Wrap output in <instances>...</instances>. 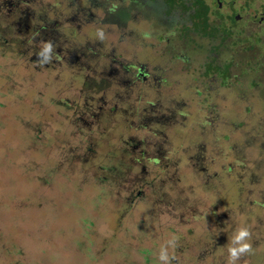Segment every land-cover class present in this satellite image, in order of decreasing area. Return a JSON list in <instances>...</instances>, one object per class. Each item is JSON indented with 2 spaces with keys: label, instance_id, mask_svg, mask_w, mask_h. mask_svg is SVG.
Instances as JSON below:
<instances>
[{
  "label": "rangeland",
  "instance_id": "1",
  "mask_svg": "<svg viewBox=\"0 0 264 264\" xmlns=\"http://www.w3.org/2000/svg\"><path fill=\"white\" fill-rule=\"evenodd\" d=\"M192 1L0 0V264H264V0Z\"/></svg>",
  "mask_w": 264,
  "mask_h": 264
},
{
  "label": "clouds",
  "instance_id": "2",
  "mask_svg": "<svg viewBox=\"0 0 264 264\" xmlns=\"http://www.w3.org/2000/svg\"><path fill=\"white\" fill-rule=\"evenodd\" d=\"M100 37L103 38V33H99ZM52 45L47 43L44 45V53H51ZM40 53L41 56H44V62H47L50 59L49 55H44ZM250 236L249 231L246 228L238 229L237 233L233 237L232 246L228 248L229 252V264H236V261L244 255L251 251V245L247 242ZM171 243V242H170ZM159 259L164 261L165 264H168L169 256L167 254V249L162 248L160 252Z\"/></svg>",
  "mask_w": 264,
  "mask_h": 264
},
{
  "label": "flooded vegetation",
  "instance_id": "3",
  "mask_svg": "<svg viewBox=\"0 0 264 264\" xmlns=\"http://www.w3.org/2000/svg\"><path fill=\"white\" fill-rule=\"evenodd\" d=\"M250 1H254V0H250ZM204 2L207 8L204 14L205 15L204 18L208 25H209L208 16L211 13H213L214 16L217 17L219 21L222 23L221 27L230 26L231 22L241 19V15L235 12L237 9L235 0H210L208 2L207 0H204ZM244 2L247 3L248 0H244ZM259 15L261 14L258 13L255 16V19L259 17Z\"/></svg>",
  "mask_w": 264,
  "mask_h": 264
},
{
  "label": "trees",
  "instance_id": "4",
  "mask_svg": "<svg viewBox=\"0 0 264 264\" xmlns=\"http://www.w3.org/2000/svg\"><path fill=\"white\" fill-rule=\"evenodd\" d=\"M201 4V6H202V8H204L205 10L207 9L206 8V5L204 4L205 2L204 1H200V0H193L192 1V4L193 5H198V4ZM204 22H206L205 21V18L204 17H202V23H204ZM232 167V166H231ZM246 183L248 182V181H245ZM249 206L251 207V205H250V203H249ZM254 207V206H253ZM255 208V207H254Z\"/></svg>",
  "mask_w": 264,
  "mask_h": 264
},
{
  "label": "water",
  "instance_id": "5",
  "mask_svg": "<svg viewBox=\"0 0 264 264\" xmlns=\"http://www.w3.org/2000/svg\"><path fill=\"white\" fill-rule=\"evenodd\" d=\"M263 18H264V13L261 14V15H259V17H257L258 20H261V19H263Z\"/></svg>",
  "mask_w": 264,
  "mask_h": 264
}]
</instances>
